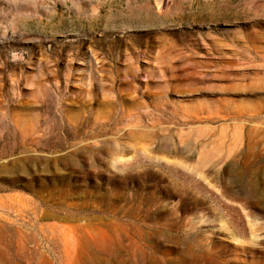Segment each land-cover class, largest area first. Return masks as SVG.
<instances>
[{"label":"rangeland","instance_id":"rangeland-1","mask_svg":"<svg viewBox=\"0 0 264 264\" xmlns=\"http://www.w3.org/2000/svg\"><path fill=\"white\" fill-rule=\"evenodd\" d=\"M0 264H264V0H0Z\"/></svg>","mask_w":264,"mask_h":264},{"label":"bare ground","instance_id":"bare-ground-1","mask_svg":"<svg viewBox=\"0 0 264 264\" xmlns=\"http://www.w3.org/2000/svg\"><path fill=\"white\" fill-rule=\"evenodd\" d=\"M80 230V229H79Z\"/></svg>","mask_w":264,"mask_h":264}]
</instances>
